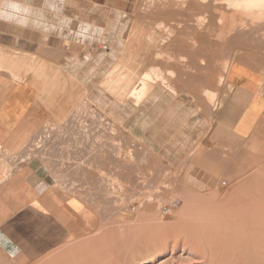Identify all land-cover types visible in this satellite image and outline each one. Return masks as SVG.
Listing matches in <instances>:
<instances>
[{
	"label": "rangeland",
	"instance_id": "rangeland-1",
	"mask_svg": "<svg viewBox=\"0 0 264 264\" xmlns=\"http://www.w3.org/2000/svg\"><path fill=\"white\" fill-rule=\"evenodd\" d=\"M146 2L19 0L28 24L46 35L50 62L65 57L67 73H83L81 97L75 96L73 77L66 80L67 105L73 107L66 128L49 124L8 156L40 158L53 171L56 187L87 207L89 224L33 264H264V123L249 139L238 138V160L219 164L222 176L237 181L215 176V154L199 152L203 138L197 134L204 131L208 139L218 132H212L209 121L194 123L191 117L199 114L194 110L209 114L202 90L218 93L217 107L225 86L219 82V74L225 76L221 46L208 28L191 26L195 16L179 12L161 24L163 18L147 11ZM1 22L2 27L11 24ZM24 28L19 26V34ZM196 37L200 41L193 47ZM105 46L111 55L103 54ZM251 50L246 45L232 52L229 66L243 55L264 58V45ZM95 51L98 85L90 79L89 52ZM34 64L35 72L62 71L54 63ZM152 67L168 85L154 79L143 99L129 97ZM124 104L146 106L143 137L128 134L107 117L108 106ZM70 122L79 123V129L70 128ZM232 149L227 144L222 152L229 157ZM253 175L260 183L239 184ZM251 196L256 200L248 201ZM176 200L180 203L172 215H163L162 209Z\"/></svg>",
	"mask_w": 264,
	"mask_h": 264
},
{
	"label": "crops",
	"instance_id": "crops-1",
	"mask_svg": "<svg viewBox=\"0 0 264 264\" xmlns=\"http://www.w3.org/2000/svg\"><path fill=\"white\" fill-rule=\"evenodd\" d=\"M1 23L0 264H33L76 237L82 230L79 226L89 224L85 220L87 207L81 199L69 197L56 187L53 171L40 158L24 161L8 156L23 150L49 124L66 128L67 116L73 109L67 105L66 80L73 77L75 96L81 97L83 73H67L65 57L50 62L46 35L36 32L34 25L27 24L19 34V26L11 23L2 27ZM105 47L103 54L111 55V49ZM96 51L89 52L93 57L89 62L94 65V77L90 79L98 85ZM80 57H83L82 52ZM262 60L257 56L237 57L229 66L217 107L210 110V115H199L200 110L193 111L199 113L192 115L194 123L209 121L213 124L212 132H218L216 138L208 139L204 131L197 134L203 138L202 142L198 140L201 142L199 152L212 150L215 157L212 156L211 160L218 162V169L221 167L219 164H223L221 159H225L222 148L228 144L233 147V154H241L235 149L239 139H249L264 123ZM36 61L46 66L54 63L62 71L35 72ZM81 63L79 60L78 64ZM146 109L144 105H111L105 113L123 131L134 137H143ZM73 124L70 128L78 130L80 124ZM203 160H199L201 167Z\"/></svg>",
	"mask_w": 264,
	"mask_h": 264
},
{
	"label": "bare ground",
	"instance_id": "bare-ground-1",
	"mask_svg": "<svg viewBox=\"0 0 264 264\" xmlns=\"http://www.w3.org/2000/svg\"><path fill=\"white\" fill-rule=\"evenodd\" d=\"M146 1H147L145 3L146 7H147L146 10L157 14L161 19L163 18L162 19L163 21L161 20L162 21L161 24L167 22L168 20H172L173 18H178L180 16L179 12L180 13L182 12V16L185 13H187V14H190V16H193V17L195 16L196 18H198L197 20H194V22L192 23L191 26H195L196 28L198 27L201 29L202 28L203 29L208 28L211 32H214L213 34H215L214 36L217 38L216 40L218 41V43L221 46V49H219L220 50L219 55L221 58L224 59V61H222V62H224V68L223 69L225 72V76L222 74H219L220 85L226 79V74H227L228 69H229L230 54L233 55L232 52H234L237 49H242L246 45L250 46V48L252 49L251 51H253L254 49H257V48L262 49V47L264 45V0H146ZM168 17H172V18L167 19ZM183 21H185V19ZM173 24H174V22H173ZM176 24L177 23H175V25ZM177 28H179V27H177ZM195 35H196V32H195ZM189 39H191V38L189 37L188 40ZM196 39H197V37L192 39L191 45L193 47H196L194 45L197 44V42L199 43V41H200L199 38H198L199 41H197ZM187 43H189V41ZM204 44H206V43H204ZM186 45H188V44H186ZM186 45L184 43L183 47H185V49H187V51H189V49H188L189 47ZM207 46H208V43H207ZM213 46H214V44H213ZM193 47L191 49H194ZM208 47L211 48V46H208ZM245 52H248V51H245ZM253 53H256V52H253ZM170 54H171V52H170ZM191 55L193 56V53H191ZM249 56H251V58H252L253 55H249ZM258 56H257V59L259 58ZM178 59H179V57H178ZM183 60H185V59H183ZM261 60H262V58H261ZM263 60H264V58H263ZM230 61H232V60L230 59ZM239 61H241V60H239ZM201 62L202 61H200V64H202ZM204 62L205 61L203 60V63ZM117 78H119V77H117ZM154 79H156L157 82H161L162 84H167L166 78L163 77V74H161V71L159 70V68L157 69L155 67H152L150 69V71L143 74V77L140 80L142 83V86L135 88V89H132L131 92L129 93V97L135 96L136 97L135 99H138V100L143 99L144 93L149 91V83L151 82V80L153 81ZM130 81H131V78L129 79V81L127 83L130 84ZM262 82H264V81H262ZM198 89H199V87H198ZM217 89H219V88H217ZM200 91H199V93H200ZM202 91H203L204 97L207 100L206 102H208V104H209L207 106L208 110L209 109L212 110L213 108L215 109L216 108L215 101L217 99L216 97H217L218 93L216 91H211L208 89H205ZM136 105H138V104H136ZM219 107H218V109H219ZM208 115H210V114H208ZM254 153H256V152L254 151ZM240 156H242V155H240V154L239 155H232L231 157L230 156L229 157L224 156L225 159L224 160L221 159V160L223 163H226L227 161L238 160ZM131 169H134V168H131ZM221 169H223V168L220 167L219 170L214 169L213 170L214 175L217 177L222 176L224 173L220 172ZM138 171H140V170L138 169ZM230 174H232V172ZM224 176H222V177L226 178L230 183H235L237 181V180H233V178L230 177V175H224ZM259 179H261V178H256L255 175H253L252 178H249V180H250L249 183L242 182L239 184L240 185L241 184L252 185L255 182L260 183ZM261 182H262V184H264V179H261ZM254 192H256V191H254ZM248 199H249L248 201H250V202L256 200V198H254L252 196ZM257 215H259V214H257Z\"/></svg>",
	"mask_w": 264,
	"mask_h": 264
},
{
	"label": "clouds",
	"instance_id": "clouds-1",
	"mask_svg": "<svg viewBox=\"0 0 264 264\" xmlns=\"http://www.w3.org/2000/svg\"><path fill=\"white\" fill-rule=\"evenodd\" d=\"M0 21L26 27L27 9L19 3V0H0Z\"/></svg>",
	"mask_w": 264,
	"mask_h": 264
},
{
	"label": "built area",
	"instance_id": "built-area-1",
	"mask_svg": "<svg viewBox=\"0 0 264 264\" xmlns=\"http://www.w3.org/2000/svg\"><path fill=\"white\" fill-rule=\"evenodd\" d=\"M104 49H107L106 47H104ZM179 201L178 200H176V201H174L170 206H166V207H164L163 209H162V213H163V215H165V216H171L172 215V213H173V211H174V209H176L178 206H179Z\"/></svg>",
	"mask_w": 264,
	"mask_h": 264
}]
</instances>
